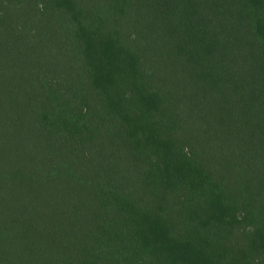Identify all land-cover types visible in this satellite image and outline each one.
Masks as SVG:
<instances>
[{
  "label": "trees",
  "instance_id": "trees-1",
  "mask_svg": "<svg viewBox=\"0 0 264 264\" xmlns=\"http://www.w3.org/2000/svg\"><path fill=\"white\" fill-rule=\"evenodd\" d=\"M0 264H264V0H0Z\"/></svg>",
  "mask_w": 264,
  "mask_h": 264
}]
</instances>
